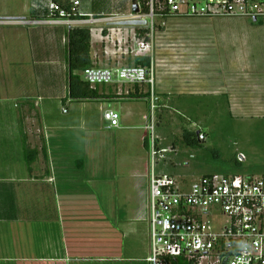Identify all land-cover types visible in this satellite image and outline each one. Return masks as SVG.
<instances>
[{
    "label": "crops",
    "instance_id": "obj_1",
    "mask_svg": "<svg viewBox=\"0 0 264 264\" xmlns=\"http://www.w3.org/2000/svg\"><path fill=\"white\" fill-rule=\"evenodd\" d=\"M73 1L0 0V26L11 27L8 30L15 35L12 38L19 58L15 63L24 64L26 59L22 58L31 54L32 62L44 69L41 81L45 83L33 93H24V89L18 95L23 109L15 118V137L25 136L27 146L26 139L29 143L35 140L32 129L41 134L37 144L28 147L37 152L36 159L27 162L20 141L15 146L17 153L10 150L8 157H0V264H114L124 261L126 255L129 257L125 260H135L143 252L146 255L140 260L148 264L149 154L144 156L143 165L131 155L121 158L118 152V142L120 148L121 142L126 147L137 131H144L143 147L150 150L146 127L151 108L149 96L144 97L148 91L143 86L116 84L97 87L96 99L69 98L71 30H92L91 58L97 67L134 65V59L145 54L137 51L142 39L136 28H112L106 22L128 20L134 0H80L77 7ZM51 3H69L72 13L66 18L52 14ZM80 15H92L97 22L80 23ZM181 20L188 19L167 22L178 24ZM176 26L171 27L169 35L178 43L180 31ZM215 32L219 30L200 29L188 34L186 48L185 43L180 44L183 48L179 51L185 50L181 53L185 60L176 61L178 64L169 61L167 66L157 49L153 56L149 52L156 72V113L161 116L158 125L166 114L184 113L198 130L186 131L193 142L201 133L205 143L213 131L202 117H197L206 114L208 101L215 100L219 106L225 102L223 109H228L232 117L248 112L264 119V70L242 66L245 39L236 29L229 30V38L224 31L220 33L222 39ZM221 41L230 46L232 57L224 60L218 54L211 59L205 43ZM168 76L170 79L165 80ZM56 77L61 79L58 86L53 84ZM108 110L119 115L118 128L104 119ZM21 114L28 116L30 135L25 132L22 136ZM30 114L36 118H30ZM157 137L160 148L167 149ZM17 219L25 225L21 236L13 227ZM34 226L41 228L40 234ZM40 238L43 244L35 245Z\"/></svg>",
    "mask_w": 264,
    "mask_h": 264
},
{
    "label": "built area",
    "instance_id": "obj_2",
    "mask_svg": "<svg viewBox=\"0 0 264 264\" xmlns=\"http://www.w3.org/2000/svg\"><path fill=\"white\" fill-rule=\"evenodd\" d=\"M74 7L80 0H74ZM147 13L132 14L128 20H146L150 42L144 38L137 51L152 53L154 33L172 19H231L264 21V0H148ZM140 8V6H139ZM52 14L70 15L51 3ZM141 10V8H140ZM80 23L97 22L92 15H80ZM113 19L107 20L111 22ZM92 31V30H91ZM152 33V34H151ZM92 89L111 85L149 86L150 115L147 118L152 164L147 222L150 226L148 264H264V177H224L209 175L184 188L178 180L156 172V156L163 159L156 133V72L150 67L126 65L94 67L82 74ZM63 113H67L63 109ZM111 127L118 128L120 117L112 110L104 112ZM199 142L206 140L199 133ZM159 146V147H158ZM244 162L243 155L238 157ZM246 244L247 248H241Z\"/></svg>",
    "mask_w": 264,
    "mask_h": 264
},
{
    "label": "rangeland",
    "instance_id": "obj_3",
    "mask_svg": "<svg viewBox=\"0 0 264 264\" xmlns=\"http://www.w3.org/2000/svg\"><path fill=\"white\" fill-rule=\"evenodd\" d=\"M174 25H177L175 29L177 30L178 28L180 31L178 43L173 42V40H171L172 37L169 35L171 27ZM0 28H2L0 30H3L0 31V157H8L9 155H7V153L10 150L17 153V150L15 151V146L18 141L23 143L24 147V133L26 132V134L30 135L29 129L31 130V127L26 124L28 116L21 114L19 119L22 124V136L24 137L16 139L15 134H17V131L14 129L15 118L17 116V111L21 112V109H23V101H21L20 98L18 99V95L24 89H26L24 93L28 91L33 93L37 86L39 87L45 83L41 81V74L44 72V69L35 65L34 61L32 62L31 54H29L28 57L25 56L22 58L24 60L26 59L23 61L24 64L15 63L17 59H19L17 53H15L14 38H12L15 37V35L13 31L8 30L11 27H6L5 29L0 26ZM200 29H205L207 31L209 29H212L213 31L219 30V32L215 33H218L217 36L220 39H222L220 33L223 31L227 33V38H229V30L236 29V31L240 33V37L245 39L242 42V66L247 65L259 67V69L264 70V21L254 22L242 18H218L212 20H181L178 21V24L167 22L164 29L158 28L155 31L153 37L154 48L162 55L161 57L165 60L167 66H169V61L174 62L175 64L177 63L176 61H179L180 63L185 60V57L181 55V53H185V50L183 49V52H179L180 48H183L180 44L185 43V47L186 43L189 42L188 36L191 32ZM147 42H150V38ZM205 44L206 50L209 51L211 59H215L218 54L224 60H228L232 57L230 46L227 45L229 44L228 39L227 44L225 45L222 41L214 45H210V43ZM208 44L210 45V48H208ZM173 45H176V47H172ZM175 52H177L176 58ZM151 55L153 56V52ZM122 64H126V62H123ZM99 67L110 68L112 67V64ZM52 70H57V68H53ZM164 78L165 80L170 79L169 76ZM53 81V84L56 86L61 84L60 78L56 77ZM143 88L149 92V86L145 85ZM179 101L182 105L185 104L184 98H181ZM215 103V100L208 101V108H206V110L204 109L206 114H199V116H197L199 118L202 117V122H206V124L208 126L210 125L213 129L211 132L212 137L211 133H209L210 137H208L207 141L202 144L197 140L192 144L186 139V131H193V133H197L198 131L196 127L193 128L191 126L192 123L188 120L186 114H166L164 115L166 120L162 119L163 123L160 122L161 126H159L157 119L161 121V116L156 113L155 134L160 136L161 140L164 142V146L167 148V154L163 159L160 155L156 156V172L158 175L167 174L173 176L184 186V188L192 186L202 177L209 175L251 178L264 177V119L260 120L248 112H245L243 115H234V117H232L228 109H223V105L226 104L225 102L221 106L215 105ZM217 106L219 107L217 108ZM250 115L254 117H251ZM29 117L32 119L36 118L35 115L31 114ZM35 129H32V132L34 131L33 133L35 135L33 143L32 141L29 143V139H26V141H28V147H33V144H37L38 136L41 135L37 134ZM143 134L144 131L135 132V134H133L134 138L131 139V142L128 140L126 147L121 142L120 148L118 142V152L121 158L131 155L132 160L140 161L143 165H146L144 156L149 154V159L147 160L149 171L152 164V155L150 150L143 147ZM147 143L151 147V137H148ZM171 148H173V150H171ZM22 150L25 153V149ZM241 155L245 157V161L242 163L238 161V157ZM143 165L139 166L143 167ZM13 227L19 232V236L25 234H21V231L24 232L25 225L20 223V219H17V222L13 224ZM34 230H38L39 234L41 232V228L38 226H34ZM36 234L37 232L34 233L35 236ZM24 240L26 241V238ZM21 241H19V243ZM130 243L131 242L128 244ZM42 244L43 242L40 238L35 245L41 246ZM145 255L144 252L140 253L138 254V257L133 258L135 260L130 261L125 260L129 257L126 255L124 261L114 264H143L140 259H142L141 256L145 257Z\"/></svg>",
    "mask_w": 264,
    "mask_h": 264
},
{
    "label": "trees",
    "instance_id": "obj_4",
    "mask_svg": "<svg viewBox=\"0 0 264 264\" xmlns=\"http://www.w3.org/2000/svg\"><path fill=\"white\" fill-rule=\"evenodd\" d=\"M141 8L142 13H147L148 8L146 6L148 0H136ZM68 14L72 12V6L69 3L59 5ZM58 14V13H57ZM75 19V18H73ZM79 20H85L84 18H77ZM140 38H144L146 41L149 40L150 30L145 27L136 28ZM91 41L92 35L91 30L88 28H75L70 31L68 37L69 45V98L74 101L78 100H91L98 97L97 89H92L87 83L84 82L82 74L91 68L97 67L94 65L91 58ZM152 62V56L150 53H145L134 59V65L150 67ZM149 94L144 96L148 97ZM186 139L192 144L190 134H185ZM195 140V139H194ZM196 141V140H195ZM198 141V140H197ZM199 142V141H198ZM202 144V142H199ZM25 155L28 163H32L37 156V152L32 151L24 143Z\"/></svg>",
    "mask_w": 264,
    "mask_h": 264
},
{
    "label": "water",
    "instance_id": "obj_5",
    "mask_svg": "<svg viewBox=\"0 0 264 264\" xmlns=\"http://www.w3.org/2000/svg\"><path fill=\"white\" fill-rule=\"evenodd\" d=\"M132 11L133 14L135 15H138L141 11L136 0L133 1ZM8 21H23V20L9 19ZM147 25L148 24L146 20H117V21L109 22V26L112 28H138V27H146Z\"/></svg>",
    "mask_w": 264,
    "mask_h": 264
},
{
    "label": "clouds",
    "instance_id": "obj_6",
    "mask_svg": "<svg viewBox=\"0 0 264 264\" xmlns=\"http://www.w3.org/2000/svg\"><path fill=\"white\" fill-rule=\"evenodd\" d=\"M240 247L241 248H247L248 246L246 244H241Z\"/></svg>",
    "mask_w": 264,
    "mask_h": 264
}]
</instances>
